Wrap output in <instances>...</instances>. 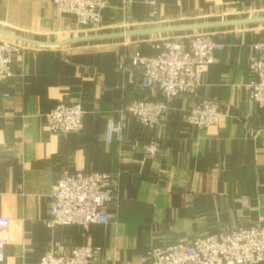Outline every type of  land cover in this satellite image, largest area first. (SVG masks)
I'll list each match as a JSON object with an SVG mask.
<instances>
[{"label": "crops", "instance_id": "crops-1", "mask_svg": "<svg viewBox=\"0 0 264 264\" xmlns=\"http://www.w3.org/2000/svg\"><path fill=\"white\" fill-rule=\"evenodd\" d=\"M107 0L98 29L72 16L56 19L52 0H0V39L23 44L12 76L0 79V215L11 220L3 264H39L49 251L67 254L88 245L94 264H147L151 245L251 224L264 216V108L249 101V63L264 41L261 0H152L124 8ZM178 28L177 30H168ZM211 32L224 44L202 71L192 96L169 101L165 122L143 126L127 107L150 96L132 64L168 36L185 41ZM21 37L41 45L19 40ZM217 103L218 124L191 125L195 103ZM60 102L85 111L81 130L54 133L46 114ZM109 122L122 132L108 139ZM162 138L163 152L145 144ZM64 169L116 176L117 204L107 225L88 231L75 224L48 226L52 192Z\"/></svg>", "mask_w": 264, "mask_h": 264}, {"label": "built area", "instance_id": "built-area-1", "mask_svg": "<svg viewBox=\"0 0 264 264\" xmlns=\"http://www.w3.org/2000/svg\"><path fill=\"white\" fill-rule=\"evenodd\" d=\"M152 0H124V8L137 2ZM264 1V0H261ZM56 19L72 16L78 27L98 29L107 0H52ZM24 46L18 41L0 39V79L12 76L15 55ZM154 52L137 56L132 64L141 75L142 88L151 93L135 99L127 111L149 129L163 124L167 118L169 101L175 97L192 96L202 83L204 67L213 63L224 44L211 32H197L184 40L182 36H168L152 42ZM249 49L258 53L249 63L254 77L246 84L249 101L264 108V41L251 43ZM85 111L79 103L60 102L46 114V126L54 133L81 130ZM221 112L217 103L205 100L190 108L187 120L198 128L219 123ZM109 124L111 129L109 130ZM110 132V138H109ZM122 132L121 123L109 122L108 139ZM163 139L153 138L145 144L146 153L155 157L163 152ZM116 176L100 171L64 169L52 192L51 218L48 226L75 224L88 231L93 224L107 225L114 217L111 211L117 204ZM11 226L8 217L0 215V264L5 261L6 234ZM95 250L82 245L64 254L45 253L39 264H94ZM147 264H264V216L251 224L217 233L198 236L189 242L151 245Z\"/></svg>", "mask_w": 264, "mask_h": 264}, {"label": "water", "instance_id": "water-1", "mask_svg": "<svg viewBox=\"0 0 264 264\" xmlns=\"http://www.w3.org/2000/svg\"><path fill=\"white\" fill-rule=\"evenodd\" d=\"M247 21H264V18H260V19H249V20H242V21H234V22H227V23L204 24V25H198V26H192V27H194V28H196V27H211V26H218V25H223V24L247 22ZM177 29L178 28H172V29H168V30H177ZM12 37H15V38H17L19 40H22V41L36 43V44H41V45H46V46L67 44V43L77 42V41L86 40V39H90V38H95V37L77 38V39H71L69 41H65V42H62V43H55V44H53V43H40V42L30 41L28 39H24V38L17 37V36H14V35Z\"/></svg>", "mask_w": 264, "mask_h": 264}, {"label": "clouds", "instance_id": "clouds-1", "mask_svg": "<svg viewBox=\"0 0 264 264\" xmlns=\"http://www.w3.org/2000/svg\"><path fill=\"white\" fill-rule=\"evenodd\" d=\"M111 127H112L111 124H109V130L111 129ZM109 138H110V132H109Z\"/></svg>", "mask_w": 264, "mask_h": 264}]
</instances>
